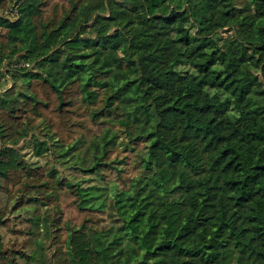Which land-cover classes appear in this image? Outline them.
Here are the masks:
<instances>
[{
    "label": "trees",
    "instance_id": "1",
    "mask_svg": "<svg viewBox=\"0 0 264 264\" xmlns=\"http://www.w3.org/2000/svg\"><path fill=\"white\" fill-rule=\"evenodd\" d=\"M0 264H264V0H0Z\"/></svg>",
    "mask_w": 264,
    "mask_h": 264
},
{
    "label": "rangeland",
    "instance_id": "2",
    "mask_svg": "<svg viewBox=\"0 0 264 264\" xmlns=\"http://www.w3.org/2000/svg\"><path fill=\"white\" fill-rule=\"evenodd\" d=\"M24 48L22 45H16V51H20ZM18 84L19 90H23L25 88V85L21 81V78H18ZM11 83V77L8 80L7 85H10ZM19 147L25 154L26 158H28L31 161H46L44 158H39L36 156L33 150V144L27 139H24L20 142ZM86 156L85 150H81L80 152L74 153V154H68V155H60L59 152L52 153L50 158L48 159V163L56 166L60 169L63 175H67L70 178L74 179H81L84 186L89 185H96L99 184V181H97L95 178L91 177V174L82 172L80 170H77L75 168L77 161L81 162L84 160V157ZM88 161V158H87ZM46 163V162H45ZM12 229L13 231H6L4 230V239L6 241L12 240L17 241L18 243H24L26 239H30L32 237V241L30 244H25V250L29 252L30 254H33V258H30L28 262L34 261V259L41 257L42 251L46 249V246L50 243V239H47L46 234L44 233V217L45 214H42L40 220H43L40 224H34L35 216H33L29 211L22 212L19 214V212H14L12 214ZM16 230V232H14ZM37 231V234L34 235V231ZM44 233V234H42ZM44 246V247H43ZM46 252H44L45 254ZM46 257V256H45ZM42 259V257H41ZM24 261V260H23Z\"/></svg>",
    "mask_w": 264,
    "mask_h": 264
},
{
    "label": "built area",
    "instance_id": "3",
    "mask_svg": "<svg viewBox=\"0 0 264 264\" xmlns=\"http://www.w3.org/2000/svg\"><path fill=\"white\" fill-rule=\"evenodd\" d=\"M24 66H26V65H29L28 63H26V64H23Z\"/></svg>",
    "mask_w": 264,
    "mask_h": 264
}]
</instances>
